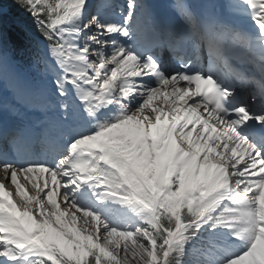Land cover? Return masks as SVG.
Instances as JSON below:
<instances>
[{"label": "snow or ice", "instance_id": "obj_1", "mask_svg": "<svg viewBox=\"0 0 264 264\" xmlns=\"http://www.w3.org/2000/svg\"><path fill=\"white\" fill-rule=\"evenodd\" d=\"M0 264H264V0H0Z\"/></svg>", "mask_w": 264, "mask_h": 264}, {"label": "bare ground", "instance_id": "obj_2", "mask_svg": "<svg viewBox=\"0 0 264 264\" xmlns=\"http://www.w3.org/2000/svg\"><path fill=\"white\" fill-rule=\"evenodd\" d=\"M157 2H159V3H164V1H163V0H157Z\"/></svg>", "mask_w": 264, "mask_h": 264}]
</instances>
